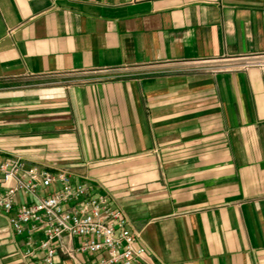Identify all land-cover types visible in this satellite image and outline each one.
<instances>
[{"label": "crops", "instance_id": "0c3cea01", "mask_svg": "<svg viewBox=\"0 0 264 264\" xmlns=\"http://www.w3.org/2000/svg\"><path fill=\"white\" fill-rule=\"evenodd\" d=\"M261 55L264 0H0V162L108 194L141 264H264ZM24 241L0 209V264Z\"/></svg>", "mask_w": 264, "mask_h": 264}, {"label": "built area", "instance_id": "2783aa9c", "mask_svg": "<svg viewBox=\"0 0 264 264\" xmlns=\"http://www.w3.org/2000/svg\"><path fill=\"white\" fill-rule=\"evenodd\" d=\"M243 61L245 67L264 66V55ZM0 209L16 235L25 237L26 256L44 251V264H55L61 251L74 264L79 253L96 255L93 264L145 262L146 248L136 246L140 233L131 230L124 212L69 169L28 167L20 157L0 162ZM74 238L82 239L80 245L66 247L65 239Z\"/></svg>", "mask_w": 264, "mask_h": 264}]
</instances>
